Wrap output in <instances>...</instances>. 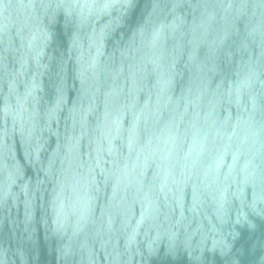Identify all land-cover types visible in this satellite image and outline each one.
<instances>
[{
	"label": "water",
	"instance_id": "water-1",
	"mask_svg": "<svg viewBox=\"0 0 264 264\" xmlns=\"http://www.w3.org/2000/svg\"><path fill=\"white\" fill-rule=\"evenodd\" d=\"M0 264H264V0H0Z\"/></svg>",
	"mask_w": 264,
	"mask_h": 264
}]
</instances>
